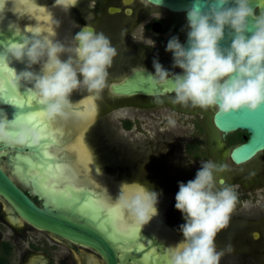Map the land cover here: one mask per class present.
Listing matches in <instances>:
<instances>
[{
  "label": "flooded vegetation",
  "instance_id": "obj_1",
  "mask_svg": "<svg viewBox=\"0 0 264 264\" xmlns=\"http://www.w3.org/2000/svg\"><path fill=\"white\" fill-rule=\"evenodd\" d=\"M23 1L25 4H20L18 0H7L5 5V0H0V9H3L0 11V33L6 31L11 37L18 38L12 42H20L22 38L31 35L24 30L27 26H32L31 20L34 14L43 18L47 17L52 14L51 8L58 5L61 14L58 18L66 21V30L70 31V41L76 33L88 25L95 31L104 33L110 39L117 55L108 69L106 86L102 92L97 95L81 87L72 94V106L68 110L67 119L58 118L55 123L63 135L43 139L37 149L28 145L9 147L0 144V168L36 206L41 208L43 203L48 202V199L45 193L33 187L30 178L35 176V179L43 181L42 175H48L54 171L55 167L60 166V171L69 170L76 174L72 184L66 186L60 182L61 185H51V182H45L43 183L45 186L42 184L44 187L64 194H67L66 191L70 188L77 196L84 194L87 197L85 201L92 205L98 202L99 207L106 213V207L115 204L110 210H113L116 215L114 224L118 230L126 232L130 226L139 227L125 210L116 205L118 198L111 190L108 177L112 176L115 180L118 175L129 174L125 171L127 145L134 153H137L134 150L138 149L132 150L133 146L141 147V141L136 138L135 133L138 132L144 118L143 111H155L164 105L171 108V102L158 103V100H168V97H173L174 94L163 97L117 96L111 92L110 87L113 84H120L135 71H147L154 74V61L169 72L179 73V69L172 67V54L166 52L165 48L171 37L176 36L180 40L184 31L186 36L187 21L184 14L172 13L147 0H61L60 5L55 4V0ZM62 21L61 25H63ZM61 59L64 60L67 57L62 56ZM15 64L18 67L22 65L16 61ZM10 68L12 69L13 66ZM36 68L39 73V65H36ZM2 69L3 67L0 66V113L6 115L8 121H12L8 128L9 138L14 140L13 133H16L20 127L37 129L34 125L43 124L49 130L51 125L44 115L43 119L41 118L35 124L29 119L31 116L38 118L40 114H43L38 101L27 91L31 85L26 87L21 84L19 90L14 89L12 85L15 77L10 74L11 70L2 72ZM85 105L89 106L90 115L88 120L80 125V117ZM189 106L178 109V112L189 114L192 112ZM82 107L83 111H80ZM171 109L174 110L173 107ZM71 125L75 130H69ZM193 132L195 134L186 143L184 152L196 163L212 159V141L214 145L222 144L232 149L245 142V137H247L245 131L223 134L217 131L213 124L211 129H207L206 126L197 122L194 123ZM78 138L82 140L93 168V174L102 176L108 184L103 183L100 187L83 171H80L75 150ZM67 143L69 145L65 146ZM64 151L68 157H74V162L63 164ZM228 158L231 162L229 154ZM48 168L52 170L48 171ZM248 175L249 180H252L255 178L254 175H260V172H250ZM122 182L119 183L123 184ZM241 184L239 183V188L244 190ZM159 185L164 186L166 190L157 187L155 189L160 195L157 204L158 213L152 221L154 226L164 231L168 240L152 232L146 224L140 228L166 243L167 249V247H174L176 245L174 242L182 241L183 236L179 231V226L184 223V220L181 213L175 209L177 192L173 187L174 182H162ZM117 190L121 191V186H117ZM235 193L237 199H239L238 195H241L240 202L246 197L244 195H247L242 191L240 194ZM247 198L245 200L248 201ZM239 210L241 211L238 215H231L228 226L221 230L215 238L217 250H225L220 264H264L261 261L262 258L264 259V250L257 253L260 257L255 259L252 256L254 252L251 251L250 254L247 248L249 240L264 243V233L253 230L254 222L264 228V206L246 208L242 202ZM239 220L248 222L246 227H239L236 223ZM228 246H231L230 250H227ZM150 247L152 249H148L145 256L142 251H139V253L135 252L132 258L125 257L121 252V249L129 250L130 247L126 245L125 248L119 247L116 262L117 264H158L160 262L158 255L163 256L166 253L160 252L156 246ZM0 264H107V261L91 247L73 243L30 226L16 215L6 201L0 198Z\"/></svg>",
  "mask_w": 264,
  "mask_h": 264
},
{
  "label": "clouds",
  "instance_id": "obj_2",
  "mask_svg": "<svg viewBox=\"0 0 264 264\" xmlns=\"http://www.w3.org/2000/svg\"><path fill=\"white\" fill-rule=\"evenodd\" d=\"M60 2L55 0V4ZM186 21V44L173 36L165 48L179 73L169 72L154 61L151 82H171L174 104L215 108L222 114L257 111L264 105V13H256L251 0H192ZM25 31L31 35L3 46L0 64L26 62V70L19 74L12 70V87L19 90L21 81L32 85L27 91L48 121L67 119L71 96L81 87L97 95L102 92L117 55L104 33L86 25L65 44L54 41V30L45 33L40 27L27 26ZM226 39L230 44L222 47ZM62 56L67 59L62 60ZM34 65H39V73L30 70ZM168 123L175 125V120L169 118ZM11 124L0 113V144L40 145L41 131L28 127L18 128L11 140ZM227 169V164L209 159L201 163L194 179L179 183L175 209L184 220L179 226L183 239L166 249L167 264H220L225 250H217L215 238L228 226L237 202L233 188L219 176ZM159 195L136 182L125 183L116 205L140 228L157 215Z\"/></svg>",
  "mask_w": 264,
  "mask_h": 264
},
{
  "label": "water",
  "instance_id": "obj_3",
  "mask_svg": "<svg viewBox=\"0 0 264 264\" xmlns=\"http://www.w3.org/2000/svg\"><path fill=\"white\" fill-rule=\"evenodd\" d=\"M147 2L172 13L184 14L185 18L192 4V0H147ZM251 6L256 13H264V0H251ZM247 35L250 36L251 33ZM16 40L18 38L11 37L8 32H1L0 52L3 51L5 44ZM183 44H186V36ZM229 44L230 41L226 39L221 43V46L227 47ZM0 66L3 67L2 72L11 70L10 74L12 76H14L12 70L16 74L26 70V62L18 67L14 60L8 66L4 64H0ZM11 66H13L12 69ZM30 70L37 73L36 65ZM150 74L152 73L147 71H135L120 84H113L110 90L117 96L163 97L174 94L171 90V82L154 85L149 78ZM21 84L26 87L30 86V84L23 81H21ZM80 111H83V107ZM43 117V114H40L38 118L31 116L29 119L35 124ZM56 122V120L49 121L51 125L48 130L50 137L57 138L63 135L62 131L60 132L57 129ZM212 124L217 131L223 134L235 131H245L247 133L245 142L233 147L229 152L230 160L234 165H243L264 152V105L253 113L242 109L222 114L215 109L212 115ZM69 127V130H75L73 125ZM63 159H65L63 164L74 162V157H68L65 151ZM51 170L48 168V171ZM51 172L48 175L52 185H61L60 182L71 185L76 176L75 173L69 170L60 171V166L55 167L54 171ZM30 180L33 187L45 193L48 199V202L43 203L41 208L36 206L0 168V198L12 207L18 217L37 230L91 247L104 256L107 264H117L116 253L120 251L119 247L125 248V245L130 249H121V252L127 258L134 257L135 252L139 253V251H142L145 255L148 249H152L150 246H156L160 252L166 253L167 245L144 229H131L128 234H120L113 226L110 214L104 212L97 205L85 201L87 197L84 194L77 196L70 188L67 189V194L56 193L52 189L44 187L45 185L41 179H35V176H32ZM157 258L160 261L158 264H167V255H158Z\"/></svg>",
  "mask_w": 264,
  "mask_h": 264
},
{
  "label": "rangeland",
  "instance_id": "obj_4",
  "mask_svg": "<svg viewBox=\"0 0 264 264\" xmlns=\"http://www.w3.org/2000/svg\"><path fill=\"white\" fill-rule=\"evenodd\" d=\"M185 30H187L186 26ZM184 36L185 31L180 37L179 41L181 43ZM172 98L173 97L170 96L168 97V100L158 101H165V103L171 102V106L174 110L171 109L172 107L170 108L169 106L164 105L155 111H143L144 118L141 121V126L138 129V132L135 133L136 138L141 141V147L136 148L133 146L132 150L138 149L134 150L137 152L134 153L133 151H130L131 148L127 145L128 152L126 154L127 162L125 171L129 174L118 175V178L115 179L116 181L113 180L112 176H107L112 179L113 184H120L119 182L122 181L123 184L136 182L155 191L156 187L166 190L164 186H160L159 184L171 181V183L174 182L175 184V186H173L175 187V192H178L179 182L187 183L189 180L195 178V172L204 161L198 163L193 162L190 157L187 156L186 152H184L185 145L192 139V135L195 134L193 132L194 123L197 122L204 127L206 126L207 129H211L212 115L215 112V108L201 109L190 105L189 109L193 113L195 112V114L192 112L189 114L181 113L178 112V109H181L184 106L172 103ZM169 118L175 120V125H170L168 123ZM134 128L135 127H133V129ZM212 139L214 140L213 136ZM230 150L231 147L222 144L214 145V142L212 141L211 160L228 165L227 171L219 174L220 178L225 179L226 184L231 186L235 192H238L239 194L241 191L247 193L244 197H248V201L245 200L246 197H243L244 200H242L246 208L249 206H264V152L260 153L252 161L246 164L235 166L228 158ZM250 172H260V175H254L255 178L249 180L248 173ZM235 181L242 183L241 186L244 190H241L242 188H239V183H235ZM238 197L241 200V195H238ZM239 199H237L235 208L231 214L232 216L238 215L241 211L239 210V206L242 202H240ZM96 205L99 207L98 202H96ZM110 213L112 215V221L114 222L115 213L113 210H111ZM236 223L239 227H246L248 224V222L244 220L236 221ZM253 226V230H259L261 233H264L263 226L260 227L256 222L253 223ZM245 233L242 234L245 235ZM249 241L247 248L250 254L251 251H253L254 255L252 254V256L255 259L259 258L260 255L257 253H261L264 250V243L253 242L252 240ZM261 261L264 263L263 258Z\"/></svg>",
  "mask_w": 264,
  "mask_h": 264
},
{
  "label": "bare ground",
  "instance_id": "obj_5",
  "mask_svg": "<svg viewBox=\"0 0 264 264\" xmlns=\"http://www.w3.org/2000/svg\"><path fill=\"white\" fill-rule=\"evenodd\" d=\"M19 2H20V4H25V2L23 1V0H18ZM28 1H30V0H28ZM6 5V4H5ZM60 5V4H59ZM5 11V10H4ZM51 13L52 14H50V15H47V17H42V16H38V15H36V14H34V17L32 18V20H31V24H32V26H37V27H40L41 29H43L44 31H45V33H47L48 31H50V30H54L55 31V33H56V35H55V37H53V39H54V41H60V42H62V43H65V44H69L71 41H70V31H68V29L66 30V28H67V24H66V21H62L61 20V14H60V6H58V5H55L54 7H52L51 8ZM58 16H60L59 18H58ZM63 22L62 24L63 25H61L60 24V22ZM33 24H35V25H33ZM24 25V24H23ZM26 25V24H25ZM27 26V25H26ZM63 27V29H62V27ZM24 28V27H23ZM25 31V30H24ZM85 109H84V111H83V113L81 114V121L79 122L80 123V125L82 124V123H85V121H87L88 120V117H89V115H90V109H88L89 108V106H87V105H85V107H84ZM68 121V120H67ZM82 127V126H81ZM83 130V129H82ZM82 130H81V132H82ZM80 132V133H81ZM82 138V137H81ZM82 140L81 139H79L78 138V142H77V144H76V146H75V150H76V152H77V158H78V165H79V169H80V171H83L84 172V174H86V176H88L90 179H92L93 181H95L96 182V184L98 185V186H102L103 185V183H105V184H108L107 183V181H105L104 180V178L102 177V176H100V175H94L93 173V168H92V166H91V164H90V162H89V158H88V156H87V153L85 152V151H82L81 149H80V147H79V145H80V142H81ZM83 149H84V147H83ZM85 150V149H84ZM43 176V183H45V182H51V180H50V178H49V175H42ZM93 177H95V178H93ZM47 184V183H46ZM52 185V184H51ZM116 185V186H115ZM113 184V181H112V179H110V187H111V190H112V192L113 193H115V196H116V198H118L119 197V194H120V191H118L117 190V186H121L122 187V185L123 184ZM66 186H69V185H66ZM65 186V188H67ZM110 196V195H109ZM111 201V200H110ZM112 202V201H111ZM113 203V202H112ZM99 204V203H98ZM114 205L115 204H111V205H109L108 207H106V211L108 212V214H110V217L112 216L111 215V213H110V209H112L113 207H114ZM102 209V208H101ZM116 216V215H115ZM125 218V217H124ZM124 218H123V222L125 223V221H124ZM111 221H112V218H111ZM123 222H121V223H123ZM128 222V221H127ZM130 222V221H129ZM159 222H160V219H159ZM134 223V222H133ZM112 224H113V226L116 228V226H115V224H114V222L112 221ZM120 224V223H119ZM127 224V223H126ZM131 224V223H130ZM154 224H157V223H154ZM132 225V224H131ZM148 227H150V230H152V232H155L156 234H159V236L160 237H162V238H164L165 240H168V237H166L165 236V234L163 233L164 231L163 230H161V228H157L156 226H154L153 225V221H152V219L146 224ZM131 229H134V230H136V229H142V228H139V227H134V226H130L128 229H127V231L126 232H122V231H120V230H118L117 228H116V230H118L120 233H123V234H128L129 233V230H131ZM168 243H170V242H168ZM179 243V242H178ZM174 244H177V243H175L174 242ZM165 245H166V243H165ZM168 248V247H167Z\"/></svg>",
  "mask_w": 264,
  "mask_h": 264
},
{
  "label": "snow or ice",
  "instance_id": "obj_6",
  "mask_svg": "<svg viewBox=\"0 0 264 264\" xmlns=\"http://www.w3.org/2000/svg\"><path fill=\"white\" fill-rule=\"evenodd\" d=\"M34 127H36L37 130L41 131V133H42V135H43V139H48V138H50V133L48 132V130H47V126H46V125L39 124V125H34ZM13 135H16V133H13ZM79 147H80V149H81L82 151H85V152H86V150L83 149L82 141L80 142ZM45 155L47 156L48 154L45 152ZM49 159H51V157H49Z\"/></svg>",
  "mask_w": 264,
  "mask_h": 264
}]
</instances>
